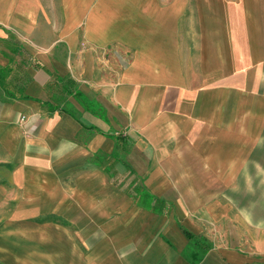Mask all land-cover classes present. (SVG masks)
Wrapping results in <instances>:
<instances>
[{
  "label": "crops",
  "instance_id": "crops-1",
  "mask_svg": "<svg viewBox=\"0 0 264 264\" xmlns=\"http://www.w3.org/2000/svg\"><path fill=\"white\" fill-rule=\"evenodd\" d=\"M117 132L153 209L105 184ZM262 134L264 0H0V186L77 237L68 264H190L183 229L198 264H264V226L206 166Z\"/></svg>",
  "mask_w": 264,
  "mask_h": 264
},
{
  "label": "rangeland",
  "instance_id": "rangeland-1",
  "mask_svg": "<svg viewBox=\"0 0 264 264\" xmlns=\"http://www.w3.org/2000/svg\"><path fill=\"white\" fill-rule=\"evenodd\" d=\"M244 1L245 5L249 2V0ZM189 8L193 10L195 7L190 5ZM239 134H243V131H239ZM114 136L116 139L125 138L129 144L132 142V137L127 133L117 132ZM120 147L121 145L118 144L117 152L121 153L119 160L123 155V148ZM215 149V153L218 151L220 158L224 153L229 155L228 152L233 151H229L230 147L224 145ZM95 161L94 157L93 162ZM98 161L100 165H108V172H102L105 175L107 187L114 191L125 190L131 197V192L140 183L132 175H126L113 155L103 156ZM207 164L216 166V175L227 184L228 192L230 191L224 194V197L235 202L237 212L241 216L248 217L249 221L264 226V134L254 137L249 159L236 158L234 161L229 159L206 163V166ZM0 170L4 169L0 168ZM3 188L0 186V264H68L69 251L77 249L74 245V242L78 244L77 237H63L55 232L52 226L40 224L47 220L38 222L41 218L29 217L28 213L36 211L18 209L17 206L25 204L23 201L26 200L20 199L21 195L14 191L5 193ZM29 200L35 201L32 191L27 198V201ZM28 221L32 222L27 223ZM48 221L54 222L52 217ZM191 245L189 241L182 257L184 253L192 251ZM184 259L187 261L186 258Z\"/></svg>",
  "mask_w": 264,
  "mask_h": 264
},
{
  "label": "trees",
  "instance_id": "trees-1",
  "mask_svg": "<svg viewBox=\"0 0 264 264\" xmlns=\"http://www.w3.org/2000/svg\"><path fill=\"white\" fill-rule=\"evenodd\" d=\"M121 138L122 137H120V139ZM121 142H123V144L125 145V146H123V150L124 149L126 150V147H127L126 145L129 144L128 141L125 138H122ZM119 156H117V154H115V153L113 155V157L115 158L116 161H121V160H119V158H120ZM130 172H132V171L130 170ZM130 196L138 199V201H140L142 203V205H144V207H146L148 209L155 208V206L157 205V202H158L154 196L148 194L146 191L141 189V187L139 190H135V191L131 192ZM183 232L186 235V237L188 238V240L192 243V245H191L192 251H190L187 254L184 253L183 257L186 258L190 264H198L202 260L206 251L209 249V245L202 237H196L195 235H193L192 233H190L186 229H183Z\"/></svg>",
  "mask_w": 264,
  "mask_h": 264
},
{
  "label": "built area",
  "instance_id": "built-area-1",
  "mask_svg": "<svg viewBox=\"0 0 264 264\" xmlns=\"http://www.w3.org/2000/svg\"><path fill=\"white\" fill-rule=\"evenodd\" d=\"M21 120H23V117L21 118Z\"/></svg>",
  "mask_w": 264,
  "mask_h": 264
}]
</instances>
